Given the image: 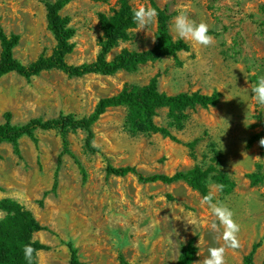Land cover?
Here are the masks:
<instances>
[{
    "label": "rangeland",
    "instance_id": "374dc122",
    "mask_svg": "<svg viewBox=\"0 0 264 264\" xmlns=\"http://www.w3.org/2000/svg\"><path fill=\"white\" fill-rule=\"evenodd\" d=\"M117 1L72 0L62 9L75 30L68 64L95 59L102 36L98 14L111 13ZM150 1L130 3L138 8L151 6ZM153 1L171 13L169 32L174 40L179 39L174 18L186 11L190 19L209 25L214 43L204 47L184 40L190 45L188 52L147 62L135 72L75 77L53 69L29 80L13 72L0 79V123L9 111L15 124L59 114L86 116L101 97L116 94L125 83L145 84L154 75L159 89L168 94L221 93L216 106L187 109L182 129L169 128L179 141L159 133L131 132L125 108L114 107L92 127L97 152L85 149L83 130L68 133L67 153L55 130H37V145L21 138L19 153L11 144L0 143V199L20 202L48 227L35 234L50 246L39 251L36 264H70L68 242L76 248L80 264H175L190 239L197 247L192 263L196 264L208 256L209 248L224 244L223 228L210 229L211 223L219 222L201 204L198 191L183 181L141 183L134 174L107 175V163L130 166L143 175H171L195 165L224 170L234 182L232 190H212L240 225V246L227 248L225 264H243L255 242L260 246L254 263L264 260V147L259 145L264 138V107L251 93V86L264 75V0ZM0 26L7 34L19 35L13 55L23 64L49 56L55 46L44 0H0ZM155 30L156 22L140 31L136 26L132 39L119 42L110 56L122 48H150ZM155 122L169 127L166 108L158 110ZM187 143H194L193 153ZM186 219H194V225Z\"/></svg>",
    "mask_w": 264,
    "mask_h": 264
},
{
    "label": "trees",
    "instance_id": "16d2710c",
    "mask_svg": "<svg viewBox=\"0 0 264 264\" xmlns=\"http://www.w3.org/2000/svg\"><path fill=\"white\" fill-rule=\"evenodd\" d=\"M72 0H44L46 7L47 28L52 33L55 46L47 57H40L37 60L23 64L13 55V49L19 43V35L16 33L7 34L0 26V79L9 74L16 73L29 80L41 72L49 70H60L69 76L80 77L87 74L114 75L119 71L135 72L147 62H154L163 57L177 58L179 52H188L190 45L182 40H174L169 32V20L172 15L165 7H160L153 0L151 7L158 11L156 30L154 33L153 45L145 50H131L122 48L118 53L110 56L111 51L121 41L132 39V29L137 25L133 21V10L136 8L130 0H118L116 7L111 13L101 12L98 14V24L102 32L99 42V51L91 62L79 65H71L66 62V56L70 54L75 44L72 38L75 30L69 25L70 19L62 15V9ZM221 99V93L213 91L210 94H203L198 91L179 92L168 94L159 89L158 75L152 76L145 84L125 83L120 91L110 96L101 97L96 103L93 111L82 117H75L72 114H59L56 118L42 119L33 118L25 123H12V114L7 111L4 114V122L0 123V143L11 144L15 153H19V140L28 137L37 145V130H55L60 135L64 145L63 153L69 152L67 136L70 132L83 130L87 133L85 149L88 152H97L98 148L93 144L94 123L108 109L124 107L126 110L125 122L128 129L134 133H159L164 137L179 141L170 131V127L180 130L186 122L187 109L196 106L208 108L216 106ZM167 109L169 127L157 125L155 117L158 110ZM254 139H250V145ZM190 152L193 153L194 143H187ZM216 164H219L216 162ZM59 165V161L58 164ZM106 174L123 177L134 174L141 183H165L171 184L178 181L185 182L189 187L198 191L202 197L207 195L208 178L211 177L217 185L222 184V191L229 192L234 182L222 169L210 165L203 169L195 165L186 171L175 173L143 175L130 166L114 167L110 163L106 165ZM57 172L55 176H57ZM251 182L256 183L254 174L247 175ZM0 264H28L24 258L23 246L33 243V247L42 250H49L50 246L35 238V234L48 230L42 225L20 202L11 198L0 199ZM67 247L70 252V264H80L77 250L71 242ZM260 242L252 244L250 251L243 257V264H255L254 254ZM197 254V247L194 239H190L182 247L175 264H192ZM124 264H128L123 261ZM36 264V261H35ZM259 264H264V260Z\"/></svg>",
    "mask_w": 264,
    "mask_h": 264
},
{
    "label": "clouds",
    "instance_id": "9594fccd",
    "mask_svg": "<svg viewBox=\"0 0 264 264\" xmlns=\"http://www.w3.org/2000/svg\"><path fill=\"white\" fill-rule=\"evenodd\" d=\"M158 11L151 6H140L133 10V21L137 25L139 31L147 28L149 25L154 24L158 19ZM174 30L176 36L182 40L194 41L196 44L208 47L214 43V37L209 35V25L204 22L197 23L190 19L186 11H181L174 18ZM138 32V31H137ZM155 41V39H153ZM251 93L253 100L261 107H264V75H260L255 84L251 86ZM259 145L264 147V138H261ZM256 159H261L256 157ZM210 190L207 195L201 199L202 205H207L212 214L216 217L219 223L213 222L210 229L214 232L221 233L224 244L219 247H211L208 249V256L202 261H197L196 264H225V254L227 248H238L240 246L238 234L240 232V225L234 219V213L224 203L215 199L216 189H223V185H212L211 177L208 178ZM189 224L194 225V219H186ZM33 243H28L23 246V254L28 264H35L39 258L40 252L33 247ZM199 255V253H198Z\"/></svg>",
    "mask_w": 264,
    "mask_h": 264
}]
</instances>
